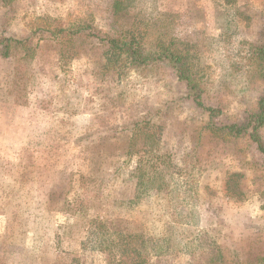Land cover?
I'll use <instances>...</instances> for the list:
<instances>
[{"label": "rangeland", "instance_id": "rangeland-1", "mask_svg": "<svg viewBox=\"0 0 264 264\" xmlns=\"http://www.w3.org/2000/svg\"><path fill=\"white\" fill-rule=\"evenodd\" d=\"M121 33L178 48L216 127L263 93L264 0H0V264H264V157Z\"/></svg>", "mask_w": 264, "mask_h": 264}, {"label": "trees", "instance_id": "trees-1", "mask_svg": "<svg viewBox=\"0 0 264 264\" xmlns=\"http://www.w3.org/2000/svg\"><path fill=\"white\" fill-rule=\"evenodd\" d=\"M108 43L112 50L123 55L130 65L137 68L153 62H168L175 73L176 80L184 83L187 96L192 99L197 107L208 112L210 120L206 127L208 131L215 133L224 131L232 137L247 136L255 144L258 152L264 157V141L260 134V129L264 126V89L256 102L254 111L247 113L243 121L216 127L211 119L218 117L220 111L204 105L201 97L203 93L202 84L193 76L191 69L185 62L184 54L173 44H158L154 50L147 53L143 50V43L137 37L122 33L110 38ZM21 44H23L21 41L0 37V56H9V51ZM253 55L260 66L261 79L264 85V41L253 49ZM211 261L212 264H223L221 255L218 253L214 255Z\"/></svg>", "mask_w": 264, "mask_h": 264}]
</instances>
